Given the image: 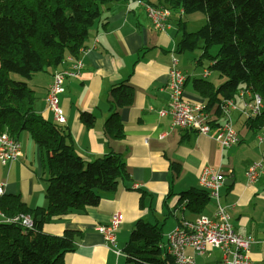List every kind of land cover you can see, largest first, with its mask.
Masks as SVG:
<instances>
[{
  "label": "crops",
  "instance_id": "obj_1",
  "mask_svg": "<svg viewBox=\"0 0 264 264\" xmlns=\"http://www.w3.org/2000/svg\"><path fill=\"white\" fill-rule=\"evenodd\" d=\"M179 18L184 19L186 31L189 23L206 21L202 12L185 16L171 12L167 27L157 30L144 7L136 1L104 5L99 20L89 32L80 76L64 81L59 100L77 153L87 161L107 152L120 153L130 176L120 179L115 191L100 192L96 205L43 224V231L51 235H61L66 229L78 232L73 251L64 257L67 264H124L122 249L138 219L162 225L168 253L166 234L185 220L196 218L186 209L179 193L200 187L199 174L205 166L219 170L227 182L220 190L221 201L229 207L235 230L256 239L249 249V264H264V169L252 183L245 176L252 162L262 158L264 165V144L257 140L259 131L250 128L245 116L234 109L230 116L239 140L223 150L212 138L223 120L221 114L215 117L208 111L215 121L206 134L171 127V115L160 114L168 106L172 57L186 75L183 94L188 100L205 103L193 86L194 79L221 82L217 72L196 61L198 49L176 50ZM94 38L98 41L90 47ZM68 65L65 61L63 68ZM54 71L35 73L26 81L35 94V112L50 121L54 119L46 108L45 95ZM122 82L132 87L133 100L119 110L123 124L121 136L112 137L104 121L110 114V88ZM235 101L240 105L238 98ZM81 112L93 116L92 125L80 120ZM18 141L22 156L9 164H0L4 195L17 194L30 207H46L44 152L25 133ZM172 165L178 167L176 172ZM212 202L210 199L202 214L212 215ZM115 211L123 215L115 232L117 247L123 252L120 255L105 246L96 229L97 225L107 224ZM185 253L196 264H230L227 262L230 255L224 258L220 249L207 248L196 253L187 247Z\"/></svg>",
  "mask_w": 264,
  "mask_h": 264
},
{
  "label": "trees",
  "instance_id": "obj_2",
  "mask_svg": "<svg viewBox=\"0 0 264 264\" xmlns=\"http://www.w3.org/2000/svg\"><path fill=\"white\" fill-rule=\"evenodd\" d=\"M128 1L163 5L181 16L205 14V23L195 31H186L183 18L177 21L176 50L198 49L196 61L221 79L219 84L194 79L195 90L215 117L220 114V102L236 98L240 89L257 93L263 108L245 121L250 128L264 131V0H0V134L7 132L17 140L21 134L28 135L44 152L47 181L46 207H30L17 194L0 196L5 216L27 213L33 219L31 229L0 221V264H67L64 257L73 251L78 232L66 229L51 235L43 231V224L96 205L100 192L115 191L120 179L130 178L120 153L107 152L89 161L81 157L65 123L35 112V94L26 82L35 73L62 69L68 55L78 57L103 6ZM110 94L104 127L109 135L119 137L123 130L119 110L132 103L133 91L122 82L112 86ZM80 120L90 126L94 119L89 112H81ZM179 196L195 217L210 202L201 187ZM122 250L124 264H173L162 225L157 223L136 220Z\"/></svg>",
  "mask_w": 264,
  "mask_h": 264
},
{
  "label": "built area",
  "instance_id": "obj_3",
  "mask_svg": "<svg viewBox=\"0 0 264 264\" xmlns=\"http://www.w3.org/2000/svg\"><path fill=\"white\" fill-rule=\"evenodd\" d=\"M143 5L146 14L151 20L152 26L157 30H163L168 25L171 15L170 10L163 5H151L137 1ZM97 38H94L90 47L95 46ZM87 47L80 49V55L73 57L68 55L65 61L69 62L66 68L56 70L52 75L48 86L45 103L46 108L52 113L55 122L65 123L66 115L60 105V94L64 92V81L67 78H77L84 67L82 56ZM207 74V71L206 73ZM186 80L185 73L178 67L177 60L172 57L169 67V81L167 83L169 101L166 109H161L160 114L171 115V127L180 129H192L200 134L209 133L212 130L211 117L202 102L190 101L184 97L183 86ZM225 98L220 102V114L223 118L218 123V130L212 138L218 142L221 149H227L238 142V135L233 128L231 111L238 109L245 117L259 115L263 108V101L257 93H251L246 89H240L237 97ZM257 134V140L264 143V131L261 128ZM21 145L17 139L12 138L7 132L0 134V164L6 165L21 156ZM263 159L252 162L245 170L248 183H252L263 173ZM199 185L208 192L209 198L214 203L212 215L201 214L194 220H185L181 225L166 234L168 253L173 257L174 264H196L192 256L185 253L187 247L196 253H203L207 248L220 249L224 258L230 264H249V249L256 239L250 234L238 233L230 218L229 207L222 204L220 190L224 185L223 174L214 168L205 166L199 174ZM4 194L3 185L0 183V196ZM2 222L18 223L25 229L33 227V219L30 214L18 213L12 217L4 215L0 209ZM123 215L119 211L111 214L110 220L105 225H97V231L102 235L105 246L113 250L116 255L123 252L116 244L115 232L122 222ZM264 241V240H263Z\"/></svg>",
  "mask_w": 264,
  "mask_h": 264
},
{
  "label": "rangeland",
  "instance_id": "obj_4",
  "mask_svg": "<svg viewBox=\"0 0 264 264\" xmlns=\"http://www.w3.org/2000/svg\"><path fill=\"white\" fill-rule=\"evenodd\" d=\"M154 2H156L157 0H153ZM137 2V1H136ZM147 4H150V3H147ZM141 5V4H140ZM152 5V4H151ZM143 6V5H142ZM193 13H195V14H199V13H201V12H193ZM193 13H191V14H193ZM188 15H190V14H188ZM203 22H204V20L203 21H198V22H195V23H189L188 24V26H187V29L189 30V31H195V30H197L202 24H203ZM66 59V58H65ZM66 68V67H65ZM63 69V68H62ZM56 71V70H55ZM54 71V72H55ZM183 71V70H182ZM53 72V73H54ZM11 75V77L12 78H14V79H20V77L19 76H17V75H15V74H10ZM245 118H247V117H245ZM22 153V152H21ZM21 156H22V154H21ZM213 203V202H212ZM223 204V203H222ZM216 249V248H215Z\"/></svg>",
  "mask_w": 264,
  "mask_h": 264
},
{
  "label": "water",
  "instance_id": "obj_5",
  "mask_svg": "<svg viewBox=\"0 0 264 264\" xmlns=\"http://www.w3.org/2000/svg\"><path fill=\"white\" fill-rule=\"evenodd\" d=\"M225 184H227V182H224Z\"/></svg>",
  "mask_w": 264,
  "mask_h": 264
}]
</instances>
